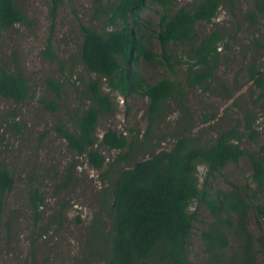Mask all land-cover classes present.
<instances>
[{
	"label": "trees",
	"instance_id": "1",
	"mask_svg": "<svg viewBox=\"0 0 264 264\" xmlns=\"http://www.w3.org/2000/svg\"><path fill=\"white\" fill-rule=\"evenodd\" d=\"M64 1L50 0L51 18L55 17ZM225 3V0H192L186 4H180L178 0H95V16L102 22L103 31L79 23L82 33L79 60L96 79L84 85L83 95L88 104L77 110L72 121L73 129L59 123L55 130L74 157H85L89 167L97 171L103 170L107 163V157L99 147L118 152L108 169L115 174V178L102 194V207L109 216L110 224L108 226L100 214L95 217L85 247L89 253L86 264H90V257L94 256L104 257L107 264H190L187 246L195 221L190 207L195 202L208 208L214 218L203 233L211 261L218 262L219 252L228 245L226 230L233 229L241 240V254L236 264H255L253 238L245 214L251 207L247 201L264 194V144L257 151L245 150L241 144L244 139L256 142L261 135L256 122L264 113V66L256 59L248 65V82H252L249 92L252 95L258 92L251 97V108L236 120L231 129L219 132L206 144L195 138L199 134L195 131L197 127L216 120L217 114L214 113L209 116L202 114L198 123L193 116L185 117L188 124L175 135V141L168 149L162 148L161 141L153 134L155 125L173 109L186 108V88L200 86L205 91L209 89L216 75L220 51L222 48L230 49V42L235 36L216 28L196 44V28L202 23H213ZM150 5L160 7L158 30L154 33L160 53L153 50L151 39L143 32L142 15ZM233 17L236 19L235 13ZM261 18H264V0H253L252 8L244 14V19L251 28H256ZM28 24L31 21L18 0H0V40L2 32ZM256 45L264 50L263 44ZM177 46L186 47L184 55L187 59L174 63L188 66L184 79L162 78L149 83L140 72L142 61L150 66L166 65L173 71L170 53ZM43 55L51 62L58 61L50 39ZM103 79L108 93L102 90ZM64 83L63 80H48L45 89L54 94V99L39 102L51 111H58ZM236 89L238 92L241 90L240 87ZM236 89L231 91L222 84L226 99L233 98ZM134 95L148 99L149 124L144 140L139 141L135 136L129 138L123 132L112 129L98 138L100 118L112 114L116 107L114 96L127 100ZM0 97L16 104L34 99L33 86L19 65L0 64ZM10 117L13 119L0 115V147L3 129L18 135L24 133L16 117ZM138 145L149 156L129 165ZM245 158L251 164V179L256 184V190L246 185L245 192L237 191L235 195L220 189L210 193L207 181L202 185L199 183V166L206 167L211 175L227 164L239 167ZM77 163L75 160L69 163L60 189H66L74 182ZM12 173L0 161V241L6 199L14 189ZM106 174H102L101 180ZM29 198L37 215L45 205L44 197L36 189L29 194ZM253 210L257 221L264 220V204L254 206ZM233 216L237 218L235 225L232 223ZM78 223L82 220L78 219ZM107 227H110L109 232ZM100 233L103 249H92V235Z\"/></svg>",
	"mask_w": 264,
	"mask_h": 264
},
{
	"label": "rangeland",
	"instance_id": "2",
	"mask_svg": "<svg viewBox=\"0 0 264 264\" xmlns=\"http://www.w3.org/2000/svg\"><path fill=\"white\" fill-rule=\"evenodd\" d=\"M192 0H178L186 4ZM218 18L211 24L197 25L196 40L198 44L204 35L213 29L221 28L225 34L234 35L230 49L220 51V60L216 75L205 91L200 86L186 88L184 96L185 109H173L154 127V137L159 139L161 147L168 149L178 134L188 124V116H193L196 123L202 114H217L215 121L196 128L195 138L206 144L219 132L231 129L237 119L251 107L249 92L252 82H248L247 67L256 59L264 66V50L257 43L264 45V18L256 28H251L244 19V14L252 8L253 0H225ZM28 15L31 24L17 26L2 32L0 40V64L7 62L11 67L16 64L30 80L34 90V99L16 104L0 97V115L4 118L19 121L24 131L22 135L2 130L3 139L0 147V161L11 170L15 179L14 189L8 194L3 214V225L0 241V264H86L87 238L101 215L109 226L110 219L103 209V192L108 189L109 182L115 174L108 171L109 164L118 156V152L98 148L107 157L103 170L97 171L89 167L85 157L76 158L67 148L66 142L59 137L55 127L62 123L67 129H73L72 121L77 110L88 104L83 95L85 84L96 79L79 60L82 33L79 23L93 26L103 31L102 22L96 18L97 4L95 0H65L57 10L54 18L50 15V0H18ZM160 7L150 5L143 13V32L152 41V48L160 53L154 33L158 30ZM236 14V19L233 17ZM238 21V25L237 22ZM53 43L58 61L44 58L43 52L48 40ZM185 46H177L170 53L173 71L166 65L150 66L142 61L141 74L149 83L162 78L183 80L188 66L174 64L178 60H186ZM249 51V52H247ZM175 73V74H174ZM48 80H63L62 98L58 101V111H51L39 101H52L54 94L45 89ZM102 90L108 93L105 80ZM222 84L234 92V97L226 99ZM252 95V96H251ZM116 107L112 114L100 118L97 136L112 129L123 132L127 137L135 136L144 140L148 121V99L134 95L129 99L114 96ZM85 102V103H82ZM173 103H171L172 105ZM256 125L261 135L256 142L243 140L241 146L245 150L257 151L264 144V113L258 117ZM194 131V132H195ZM157 142V141H156ZM155 142V143H156ZM149 155L137 149L132 154L129 165ZM77 161L75 180L66 189H60V183L66 177L68 165ZM104 175L101 180L102 174ZM199 183L208 182V191L214 193L220 189L229 195L245 192V186L256 190L252 181L253 174L248 159H242L240 166L227 164L219 172L209 175L204 166H199ZM38 189L45 200V205L36 215L31 207L29 194ZM251 207L245 214L249 233L253 238L255 264H262L264 259V220L257 221L254 206L264 204V194L257 199L247 201ZM253 204V205H252ZM190 211L195 215L194 227L187 246L190 264H236L241 254V240L233 229L226 230L228 245L219 252L218 262L211 261L203 233L214 222L208 208L203 204L193 203ZM78 219L82 223H78ZM237 218L233 216L235 225ZM110 227H107L109 232ZM103 236L92 235V249H103ZM88 253V254H87ZM214 261V260H213ZM90 264H107L102 256L90 257Z\"/></svg>",
	"mask_w": 264,
	"mask_h": 264
}]
</instances>
